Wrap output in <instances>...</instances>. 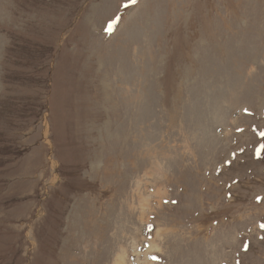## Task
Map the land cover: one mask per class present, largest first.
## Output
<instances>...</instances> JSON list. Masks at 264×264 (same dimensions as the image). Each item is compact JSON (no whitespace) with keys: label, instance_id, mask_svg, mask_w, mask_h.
Segmentation results:
<instances>
[{"label":"rangeland","instance_id":"1","mask_svg":"<svg viewBox=\"0 0 264 264\" xmlns=\"http://www.w3.org/2000/svg\"><path fill=\"white\" fill-rule=\"evenodd\" d=\"M129 1L0 0V264H264V0Z\"/></svg>","mask_w":264,"mask_h":264}]
</instances>
